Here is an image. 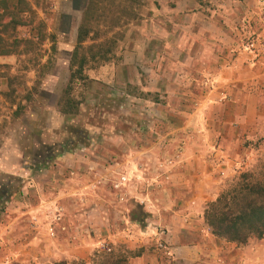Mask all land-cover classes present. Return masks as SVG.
I'll use <instances>...</instances> for the list:
<instances>
[{
	"label": "rangeland",
	"instance_id": "obj_1",
	"mask_svg": "<svg viewBox=\"0 0 264 264\" xmlns=\"http://www.w3.org/2000/svg\"><path fill=\"white\" fill-rule=\"evenodd\" d=\"M26 1L29 10L16 16L22 24L0 31L11 51L0 55V228L20 202L31 201L38 184L68 183L78 189L87 183L104 193L105 216L110 218L100 220L98 211L103 212L90 202L92 219L84 234L102 237L94 239L86 264L106 246L109 251L103 252L131 255L129 262L147 252L156 264H185L166 249V228L148 232L154 208L146 199L161 189V175L199 154L200 164H208L210 156L215 162L202 169V179L208 181L196 188L209 199L194 203L183 196L179 211L194 214L191 227L199 236L186 234L182 241L191 245L202 237L209 244L212 239L224 252L203 254L192 264H264V242L252 239L245 249L226 243L212 236L203 220L209 202L240 174L264 162V125L255 134V125L245 130L233 164L226 157L215 158L228 145L225 133L236 131L230 119L242 109L233 107L235 98L242 102L251 94L264 124V0H255L252 15L231 29L233 42L221 47L193 44L192 38L182 41L184 31L192 37L195 29L176 24H193L188 10L199 7L201 0H185L181 20L172 11L176 0ZM7 4L9 12H17L16 1ZM81 25L88 32L82 45L106 52L108 61H89L74 76L71 55ZM242 53L241 72L261 66L259 74L240 77L234 89L217 88L214 72ZM150 152L165 156L146 158ZM149 163L155 170L150 180ZM168 206V213L175 211ZM63 213L56 209L55 224Z\"/></svg>",
	"mask_w": 264,
	"mask_h": 264
},
{
	"label": "crops",
	"instance_id": "obj_2",
	"mask_svg": "<svg viewBox=\"0 0 264 264\" xmlns=\"http://www.w3.org/2000/svg\"><path fill=\"white\" fill-rule=\"evenodd\" d=\"M201 1L208 2V6L206 4L202 6ZM201 1L199 7L192 6L188 10L190 15L187 17L190 18V21H195L193 24L191 22L181 25L176 24L178 27L187 28L188 26H192V29H195L192 37L184 31L182 41L185 42L187 38H192V43L197 42V44L202 45L205 42L213 45L218 44L220 47L221 44H224L223 42H233L234 38L232 39L231 29L245 20L249 15H252L253 5L255 4V0ZM176 5V9H172V11L175 12V17L177 18L182 16L180 15L183 14L182 11L187 9L184 8L185 0H176ZM162 7L164 8L163 4ZM221 11H223V14H218ZM207 27L208 31H205ZM219 51L220 49L217 53ZM243 54L238 55L230 66L214 72L212 80L217 88L234 89V82L240 77L245 79L246 76L249 77V74H259L261 66L255 70H249L247 69L249 66H246V69L241 72L243 69L241 68V60L245 56ZM240 73L242 75L238 76ZM253 75H251L252 78ZM247 83L251 85L253 81L249 80ZM245 96L242 102L238 101L240 99L235 98L237 101H235L233 107L242 109L239 117L236 116L230 119L231 124H236L234 127L236 131L225 133V142L228 145L223 150L224 152L219 151L215 155V158L219 156L226 157L228 164H233L234 159L237 160L235 148L243 139L242 135L245 133V130L255 125L254 131H251L255 134L264 125L261 120L263 115L256 113L257 104L252 102L251 94H246ZM237 118L240 120H237ZM146 156V158L153 159L154 157H164L165 155L163 153L150 152ZM195 156L198 157L200 155L196 154ZM196 157L189 164L179 165L170 169L169 173L161 175L158 185L161 189L158 190L157 188L158 192L156 191L151 195L148 193L146 199L154 208L153 219L148 226V232L153 234L154 227L166 228V242L169 244L166 249L171 252L172 258H176L185 264L195 263L201 260L202 256H204L203 254L209 252L210 254L224 252L223 245L211 244L213 242L212 239H208L209 244L202 237L191 245L185 244L182 241L186 234H196L199 236L196 229L191 227L195 223L192 219L194 214H186L184 211H179L184 203L182 202L183 196L187 195L188 201L194 203L199 199V203L201 200L204 202L209 199V196L207 198L199 196L196 193V188L199 187L202 180L204 183L208 181V179L202 178L205 177L206 168L208 166L211 167L215 162L211 160L213 158L210 156L207 159L208 164L203 165L199 163L200 160ZM149 166L151 170L149 169L146 175L148 180L153 178L152 173L155 172L152 169L153 164L149 163ZM202 169L205 170L203 174L201 173ZM32 183L36 187V182ZM66 184L68 183H64L62 186L51 183H47L46 185L38 184L37 189L33 190L34 196L31 201L24 200L19 203L16 213L9 212L4 225L0 228V264H52L60 261L88 262L90 251L94 248L93 246H96L95 240L98 241L100 235L93 236L94 238H89L88 236V239L86 234H84L87 231L89 220L91 221L92 219L90 216L91 212L89 211L91 207L89 205L90 202H95L103 212L101 214L98 211L101 216L98 218L104 222H108L110 216L108 214L105 216L107 198L104 197V193L100 189H93L97 188L94 185L85 183L76 189ZM72 194H77L79 197H69ZM79 203L80 207H77ZM168 204L175 206L173 208L175 211L168 213L167 210H170ZM75 207L76 209H74ZM58 208L63 209L64 218L61 223L55 224L53 219L56 216V209ZM32 219H35L36 223ZM60 226L63 227L61 228ZM51 233H53L54 237H50ZM263 238L259 241L264 242ZM245 248H248V245ZM154 257V255L145 252L141 256L131 260L129 264H156V261L153 259ZM226 258H231V256H227ZM243 264L248 263L244 262Z\"/></svg>",
	"mask_w": 264,
	"mask_h": 264
},
{
	"label": "trees",
	"instance_id": "obj_3",
	"mask_svg": "<svg viewBox=\"0 0 264 264\" xmlns=\"http://www.w3.org/2000/svg\"><path fill=\"white\" fill-rule=\"evenodd\" d=\"M8 1L12 0H0V31L11 23L21 25V20L16 16L20 13L19 11L29 10L26 0H14L16 1L14 8L17 12H9ZM5 17L8 21L4 20ZM87 36L85 26L81 25L78 28L76 47L71 55L70 64L75 68L74 76L81 74L89 61H108L106 52L99 53L82 45ZM9 53L11 51L5 48L4 40L0 36V55ZM203 220L212 236L226 243L245 246L252 239L261 240L264 237V162L260 168L240 174L236 181L227 186L216 199L209 202L204 209ZM107 252H95L91 259L92 264H128L131 258V255H113ZM134 256L137 257L139 254ZM52 264L86 263L60 261Z\"/></svg>",
	"mask_w": 264,
	"mask_h": 264
},
{
	"label": "built area",
	"instance_id": "obj_4",
	"mask_svg": "<svg viewBox=\"0 0 264 264\" xmlns=\"http://www.w3.org/2000/svg\"><path fill=\"white\" fill-rule=\"evenodd\" d=\"M124 180H126L125 178H122L121 179V182H124ZM102 248H104V245H102ZM103 251H105V250H108V247L106 246V248H104V249H102Z\"/></svg>",
	"mask_w": 264,
	"mask_h": 264
}]
</instances>
